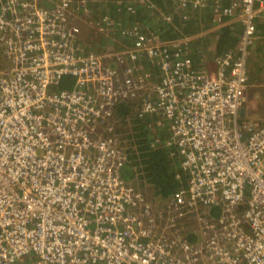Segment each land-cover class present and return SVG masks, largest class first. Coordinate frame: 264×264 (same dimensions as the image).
I'll return each mask as SVG.
<instances>
[{
  "label": "built area",
  "instance_id": "1",
  "mask_svg": "<svg viewBox=\"0 0 264 264\" xmlns=\"http://www.w3.org/2000/svg\"><path fill=\"white\" fill-rule=\"evenodd\" d=\"M41 1L0 3L10 62L0 77V264H264V125L240 116L264 0L217 5L218 24L233 17L244 30L236 59L219 58L216 76L190 68L176 45L136 43L159 59L160 83L135 111L169 120L180 158L184 183L165 224L173 236L158 233L163 209L155 214L123 178L128 155L112 134L117 101L147 83L128 68L125 84L115 53L76 46L68 20L84 0ZM66 77L74 87L54 91ZM196 206L209 212L196 215L203 228L192 242L181 222Z\"/></svg>",
  "mask_w": 264,
  "mask_h": 264
},
{
  "label": "trees",
  "instance_id": "2",
  "mask_svg": "<svg viewBox=\"0 0 264 264\" xmlns=\"http://www.w3.org/2000/svg\"><path fill=\"white\" fill-rule=\"evenodd\" d=\"M2 1L5 0H0V3ZM42 1V6L52 5L51 1L57 2ZM84 1L82 10H71L73 17L72 21L68 20L69 28L76 29L75 17L88 22L92 27V36L95 42H100L101 49L107 48L115 52L123 71L133 68V74L147 83L143 90L137 91L134 87L137 97L142 91L138 98L122 97L114 107L113 122L117 123L115 130L121 135L123 147H120L128 155L122 169L123 178L152 197L157 205L160 206L158 201L170 203L184 183L180 158L167 130L170 122L167 118L163 119L165 117L161 114L141 116L135 111V108L142 106L148 99L156 98L153 88L160 83L157 70L159 59L151 58L147 55V49L136 43L144 36L147 47L160 45L162 48L172 49L176 45L175 48L181 49L183 53L180 55L182 59L194 70L205 71L204 67L209 59L218 60L229 53L235 54L236 59L244 26L233 17L228 18L225 24H218L215 13L218 4L231 6L234 0H206L197 6L192 0ZM81 4L82 0H72L74 7H80ZM255 9L258 10V5ZM254 26L255 38H263L264 12L256 14ZM255 42L254 39L251 49ZM75 44L78 47L84 43L75 39ZM260 44L264 47V40ZM133 53L137 55L135 59L132 58ZM73 87L74 80L66 77L53 90H68ZM219 209L215 207L211 211L213 217L220 215ZM187 237L192 242L199 239L195 230Z\"/></svg>",
  "mask_w": 264,
  "mask_h": 264
},
{
  "label": "rangeland",
  "instance_id": "3",
  "mask_svg": "<svg viewBox=\"0 0 264 264\" xmlns=\"http://www.w3.org/2000/svg\"><path fill=\"white\" fill-rule=\"evenodd\" d=\"M72 17L73 16L71 15L70 20ZM71 30L74 32V34L77 35V31H78L77 28L76 29L71 28ZM81 30H82L83 43L89 50H91L90 46H92L93 47L92 49L97 51L98 53H115L112 50H109L107 48L106 49H100L99 48L100 42L97 39H96L97 42H95V40L92 36V27H90L89 32H84V27H81ZM81 30L78 31L80 35H81ZM118 61L120 62V60H118ZM9 68H10V62L8 61V58L6 57V54H3V52L1 51L0 52V77L7 76V74L9 73ZM254 77L258 78L259 81L264 80V76H262L261 74H258ZM246 90H248L250 92V95H251L246 102L247 106H251V108H253L255 110L253 111V114L250 113L251 110L247 112V115H245V121L250 122L252 124H255L256 126L262 125V124H264V89L255 90V88H254V89L250 90L249 86H247ZM116 125H117V123H114V128H113L114 130H113L112 134L115 137L117 144L119 146H122L123 142H122V140H120L121 135H119L117 133V131L115 130ZM158 203L160 204V206L157 205L156 203H155L156 205L154 206V207H156L155 208L156 209L155 214H159V212L162 211L161 209H163V216L162 217H167V219L170 218L169 216L172 213L174 214V211L169 208V204L165 205L164 203H161L160 201H158ZM208 212H209L208 209L206 210V208L196 206L194 208V211L192 212V214H189L188 216L185 217L184 220H182V222H181L182 227L186 225L185 227H187L190 230L188 232V234L190 232H192L193 230L197 231L198 236L200 238L201 235H200L199 231L202 230L203 226L200 223H197L198 220H197L196 215L199 213L207 215ZM165 224H168V223H165ZM158 226H159L158 231L167 230V229L162 227V226H164L163 224H159ZM166 234L173 236L174 232L167 231Z\"/></svg>",
  "mask_w": 264,
  "mask_h": 264
},
{
  "label": "crops",
  "instance_id": "4",
  "mask_svg": "<svg viewBox=\"0 0 264 264\" xmlns=\"http://www.w3.org/2000/svg\"><path fill=\"white\" fill-rule=\"evenodd\" d=\"M41 4V3H40ZM42 5V4H41ZM45 6V5H43ZM51 5H48V6H45V7H50ZM71 21H72V18H71ZM90 24L82 19H79L78 17H75V22H74V28H77L78 31L81 30V27H84V32H89V29H90ZM77 40L78 42L80 43H83V40H82V30H81V35L80 37L78 36L77 37ZM76 40V41H77ZM256 42L254 44V47L251 49L250 51V56H249V64H248V69H249V79L248 80V86L251 89H254L255 90H261V89H264V80H260L254 76L258 75V74H261L262 76H264V47L262 46L261 47V41L264 40V37L261 38V37H256L255 38ZM86 51H92L94 53H96L97 51L93 50L91 47L89 50L84 44L81 45ZM99 48L101 49L102 46L99 44ZM114 57L116 58V56L114 55ZM216 59V58H215ZM214 61H210V59L207 61V63L205 64L206 66L204 67V70L212 75V76H216L217 73H218V69H219V66L217 64V59ZM114 64H115V67L119 70L120 74H121V79L125 82L126 84V81H127V75H126V70L123 71L120 67V62L115 59L114 60ZM123 65L125 66V63H123ZM146 82V81H145ZM142 92V91H141ZM138 94V97L140 95V93ZM143 94V93H142ZM245 95V94H244ZM251 95L248 94V90H247V94L246 96L244 97V100L245 102H247L248 98L250 97ZM137 97V98H138ZM135 101H138V99H136ZM251 110V114H253V111L255 109L251 108V106H246V113L248 111ZM165 120H167L166 118H163ZM160 124L162 123V120L160 119ZM114 123H112L113 125V128H114ZM264 125V124H263ZM115 129H116V126H115ZM167 130L169 131V134H170V127L168 125L167 127ZM119 140V139H118ZM138 149V148H136ZM126 151V150H125ZM180 167H181V164H180ZM170 205V203H167ZM164 205V204H163ZM166 205V204H165ZM221 206L223 207V205H219L218 207L221 208ZM221 210V209H220ZM165 223H170V218L167 219L166 218H160L158 219V224H163L164 226H162L163 228L167 229V230H162V231H158V233H162V234H166L167 231H171L170 228H166L165 227ZM161 227V226H160ZM172 232V231H171Z\"/></svg>",
  "mask_w": 264,
  "mask_h": 264
},
{
  "label": "flooded vegetation",
  "instance_id": "5",
  "mask_svg": "<svg viewBox=\"0 0 264 264\" xmlns=\"http://www.w3.org/2000/svg\"><path fill=\"white\" fill-rule=\"evenodd\" d=\"M75 36L76 37H78V36H80V34H79V32L77 31V35L75 34ZM119 81V80H118ZM246 94H247V90H246V92H245V95H244V97L246 96ZM248 94L250 95V92L248 91ZM246 106H247V103L245 102V100H243V102H242V106H241V109H246ZM245 115H247V113H246V111H245ZM115 119V118H114ZM241 121L243 122V121H245V116H242L241 117Z\"/></svg>",
  "mask_w": 264,
  "mask_h": 264
},
{
  "label": "clouds",
  "instance_id": "6",
  "mask_svg": "<svg viewBox=\"0 0 264 264\" xmlns=\"http://www.w3.org/2000/svg\"><path fill=\"white\" fill-rule=\"evenodd\" d=\"M41 4H43V1L40 2ZM75 39H77V37H75ZM89 52H92V51H89ZM96 54H103V53H97ZM7 57V56H6ZM9 61V60H8ZM244 110L246 111V109L244 108ZM242 117V115H240ZM245 116V115H244ZM129 183V182H128ZM132 184V183H131ZM149 197V196H148ZM150 198V197H149ZM150 200L153 202V200L150 198ZM154 205H156L154 202H153Z\"/></svg>",
  "mask_w": 264,
  "mask_h": 264
},
{
  "label": "water",
  "instance_id": "7",
  "mask_svg": "<svg viewBox=\"0 0 264 264\" xmlns=\"http://www.w3.org/2000/svg\"><path fill=\"white\" fill-rule=\"evenodd\" d=\"M240 114H241L242 116H244V115H245V110L242 109L241 112H240Z\"/></svg>",
  "mask_w": 264,
  "mask_h": 264
}]
</instances>
